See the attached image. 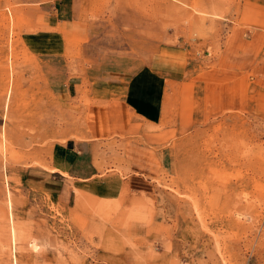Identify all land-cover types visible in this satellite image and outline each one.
<instances>
[{
  "label": "rangeland",
  "instance_id": "374dc122",
  "mask_svg": "<svg viewBox=\"0 0 264 264\" xmlns=\"http://www.w3.org/2000/svg\"><path fill=\"white\" fill-rule=\"evenodd\" d=\"M240 25L264 28V0H0V264H264V92L204 120L194 83ZM144 69L168 77L147 195L116 139L65 153Z\"/></svg>",
  "mask_w": 264,
  "mask_h": 264
},
{
  "label": "crops",
  "instance_id": "0c3cea01",
  "mask_svg": "<svg viewBox=\"0 0 264 264\" xmlns=\"http://www.w3.org/2000/svg\"><path fill=\"white\" fill-rule=\"evenodd\" d=\"M229 35V45L218 62L194 80L204 120L229 111H248L253 90L264 92V28L240 25ZM167 80L161 72L144 69L127 80L109 82L108 90L95 95L97 102L86 110L85 140L67 142L65 153L76 160L88 156L94 141L116 139L122 146L128 192L151 194L164 164L157 127L165 116ZM58 176H65L60 169L40 175L52 189L60 186Z\"/></svg>",
  "mask_w": 264,
  "mask_h": 264
}]
</instances>
